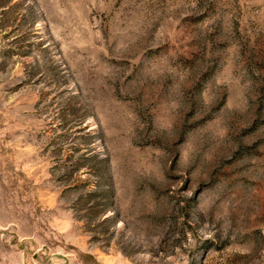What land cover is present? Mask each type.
<instances>
[{"label": "rangeland", "instance_id": "374dc122", "mask_svg": "<svg viewBox=\"0 0 264 264\" xmlns=\"http://www.w3.org/2000/svg\"><path fill=\"white\" fill-rule=\"evenodd\" d=\"M0 264H264V0H0Z\"/></svg>", "mask_w": 264, "mask_h": 264}]
</instances>
